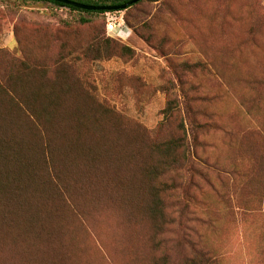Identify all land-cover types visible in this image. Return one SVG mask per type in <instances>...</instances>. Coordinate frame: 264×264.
Segmentation results:
<instances>
[{"label": "rangeland", "instance_id": "rangeland-1", "mask_svg": "<svg viewBox=\"0 0 264 264\" xmlns=\"http://www.w3.org/2000/svg\"><path fill=\"white\" fill-rule=\"evenodd\" d=\"M23 54L34 84L44 67L58 86L60 68L79 98L94 89L77 109L95 136L69 133L112 144L98 138L80 192L51 198L48 218L0 198V264H264V0H143L104 14L0 0V69ZM14 108L20 129L34 127ZM96 108L108 110L99 124ZM56 111L62 129L83 120L69 121L64 100Z\"/></svg>", "mask_w": 264, "mask_h": 264}, {"label": "trees", "instance_id": "trees-1", "mask_svg": "<svg viewBox=\"0 0 264 264\" xmlns=\"http://www.w3.org/2000/svg\"><path fill=\"white\" fill-rule=\"evenodd\" d=\"M34 1L49 2L58 7H65L69 10L86 14H104L105 12H109L105 10H84L53 0ZM71 1L92 6H115L126 3L129 0ZM141 1L143 0H139L128 6L125 12ZM87 22H89L87 18L81 17L79 19L80 24ZM25 59L31 62L27 55L23 54V57L18 61L20 63L19 66H4L0 69V198L11 196L14 200L8 201H16V205L17 200H26L25 204H19L28 206L31 210H33L32 207L36 206L37 212L40 206H42V215L37 213L36 216L39 217L40 215L43 218H48L55 211V206L49 205L52 202L51 198L57 197V199H63L62 201H64L67 200V196L71 192H80L81 188L75 186V183L81 182L84 176V170L80 166V161L83 157L88 158L89 156L96 155L98 138L105 146L112 143H109L111 141L110 137H72L69 133L72 129L74 133L78 132L82 134L89 132V136H95L92 135L91 124L89 123L90 125H88L84 118L85 113L77 109L80 100H86L87 98L95 99V95L92 94L94 89L84 90L85 97L79 98L78 88L74 87V82L60 68L56 71L62 78L58 86L51 85L50 75L46 73L44 67H42V81L34 84L29 79L28 67L22 65L26 64L24 63ZM75 61L79 60L75 59ZM59 63V61L55 62L56 68ZM0 64L2 63L0 62ZM21 65L23 67L19 69ZM37 85H42V87ZM41 89L42 108L39 111H35L31 108L32 101L36 99L37 103V96L40 94ZM61 100L67 102L69 121L72 117L75 119V116L83 118L81 124L76 126L77 128L71 125L69 129H65V127L62 129V127L57 125L56 108L59 107ZM99 104L104 106L102 103ZM7 106H13L15 107L14 109H16V106L20 107L19 110L23 111L34 122V127L29 125L26 126V130L20 129L21 127L10 118V115L13 113L7 111ZM98 111L99 108H96L95 111L91 110L90 113L95 116L97 124L108 113L107 109H103L101 112ZM48 123L51 125H48ZM14 130L18 134L17 137H6L7 133L15 134ZM98 130L100 129L95 130L97 134H99ZM34 131L40 132L38 137L24 136L25 133L33 135ZM100 131L102 132L103 130ZM59 134L60 137H58ZM59 141H61V152L58 146ZM165 145L171 146V143H166ZM71 152L74 154L72 156L68 155ZM83 162L86 168H90L88 163L86 164L85 159ZM156 171V165L149 169L147 168L146 172L149 179L146 180L150 181L151 173H156ZM76 172L80 174L78 179L74 176ZM151 186L153 184L149 187ZM29 195L32 198H34V195H37L38 201L30 199ZM1 206L3 207V204ZM18 208L20 209V207ZM12 217L15 218L14 216ZM53 236L57 240V234H53ZM47 239L51 243L56 242L52 238ZM191 249L193 250V248ZM186 262H190L189 257Z\"/></svg>", "mask_w": 264, "mask_h": 264}, {"label": "water", "instance_id": "water-1", "mask_svg": "<svg viewBox=\"0 0 264 264\" xmlns=\"http://www.w3.org/2000/svg\"><path fill=\"white\" fill-rule=\"evenodd\" d=\"M57 1L66 5L74 6L77 8H81L84 10H105V11H119V10H125L128 6L131 4L136 3L139 0H129L126 3L120 4V5H115V6H92V5H85L81 4L75 1L71 0H53Z\"/></svg>", "mask_w": 264, "mask_h": 264}, {"label": "built area", "instance_id": "built-area-1", "mask_svg": "<svg viewBox=\"0 0 264 264\" xmlns=\"http://www.w3.org/2000/svg\"><path fill=\"white\" fill-rule=\"evenodd\" d=\"M106 27L108 28V27H110V23H108V21H107V23H106ZM109 30V29H108Z\"/></svg>", "mask_w": 264, "mask_h": 264}]
</instances>
